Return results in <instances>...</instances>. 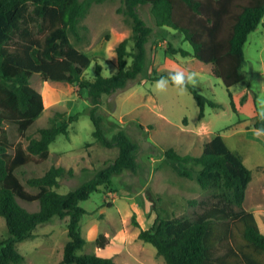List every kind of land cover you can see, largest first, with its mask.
Returning a JSON list of instances; mask_svg holds the SVG:
<instances>
[{"label": "trees", "instance_id": "trees-1", "mask_svg": "<svg viewBox=\"0 0 264 264\" xmlns=\"http://www.w3.org/2000/svg\"><path fill=\"white\" fill-rule=\"evenodd\" d=\"M103 1L0 0V216L5 219L8 234L0 239V264H21L24 257L16 244L33 238L37 226L53 217L66 221L68 241L63 246L62 264H119L96 253H80L86 244L80 222L87 213L80 203L102 185H111L113 174L123 170L135 173L138 168L137 145L121 127L108 138L99 112L103 95L123 89L143 69L151 28L139 17L137 6L149 4L155 25L180 33L191 45L192 55L211 65L212 74L227 89L244 80L243 45L264 16V0H123L122 13L131 34L115 47L117 71L105 77L96 64L93 79H87L83 72L94 58L74 42L81 41L80 33L85 29L81 22L91 6ZM169 50L183 57L190 55L183 49ZM33 73L44 81L86 89L93 138L101 147L118 151L112 164L63 194L55 188L71 170L51 166L42 176L29 178L27 184L38 190L35 194L27 192L15 174L30 155L46 160L49 145L58 135H67V125L74 119L71 116L61 121L62 115L56 114L49 126L38 131V137L28 139L25 147L22 142L9 141L5 123L16 126L24 136L43 112L42 95L30 84ZM168 75L159 74L154 80ZM189 91L199 107V119L204 117L206 106H219L193 88ZM231 105L233 108L232 101ZM254 127H264V120L259 118ZM164 155L180 176L195 179L201 189L210 191L211 201L191 217L156 213L147 229L132 216L131 224L139 230L137 238L154 246L165 264H264V233L254 214L242 208L251 171L222 136L214 133L203 143L199 155H180L173 148L165 150ZM17 198L38 202L39 209L28 211ZM106 243L107 237L99 234L96 247L103 249Z\"/></svg>", "mask_w": 264, "mask_h": 264}, {"label": "rangeland", "instance_id": "rangeland-1", "mask_svg": "<svg viewBox=\"0 0 264 264\" xmlns=\"http://www.w3.org/2000/svg\"><path fill=\"white\" fill-rule=\"evenodd\" d=\"M122 10L123 0H104L93 4L81 22L85 27L80 33L81 41L71 39L78 49L94 58L83 72L87 79H93L96 64L101 66V74L105 77L117 71L115 47L131 34L130 24L125 21ZM136 11L151 28L145 44L143 69L123 89L103 95L99 112L103 116L108 138L121 127L137 145L138 168L135 173L123 170L113 174L110 177L111 185H102L98 192L80 203L87 212L80 222L83 231L86 224L92 221L99 228L93 231L91 228V234L111 238L114 244L102 252L104 257L112 259L113 251L122 250L124 246L117 240L125 238L126 247L138 251L133 255L135 261L139 259L144 261L143 264H165L162 257H156L154 246L137 238L139 230L131 224V217L134 216L139 223L149 214L178 218L191 217L202 211L204 204L211 201L210 191L201 189L195 179L180 176L164 153L173 148L180 155H199L203 143L218 133L251 171L242 208L257 211L254 216L264 232V136L254 135V130L258 129L254 123L264 112V16L243 45L244 80L227 89L221 79L212 74L211 65L202 63L192 55L191 45L180 33L155 25L149 4L137 6ZM131 46L130 41L129 50ZM169 49H183L190 55L183 57ZM127 63H130V58ZM181 69L186 73H196L195 87L189 85L183 95L171 85L165 92L155 90V76ZM30 84L42 95L44 109L24 136H20L16 126L4 124L12 144L22 142L25 147L28 139L38 137V131L49 126L56 114L62 115L61 121L71 116L74 119L67 125V135H58L49 145L46 160L41 161L37 156L30 155L29 161L19 167L15 174L25 190L35 194L38 190L27 184L29 178L42 176L51 166L71 170V174L59 179V185L55 188V191L63 194L112 164L118 151L116 148L101 147L93 138L86 89L66 82L44 81L36 73L32 74ZM189 87L219 106H206L204 117L199 119V107ZM17 201L28 211L39 209L36 201L25 202L19 198ZM115 224L121 230L116 236ZM34 233L31 240L16 244L24 257L21 264H62V247L68 241L66 221L53 217L38 225ZM7 236L5 219L0 216V239ZM94 245L95 242H88L80 253H91ZM135 261L131 264L142 263Z\"/></svg>", "mask_w": 264, "mask_h": 264}, {"label": "crops", "instance_id": "crops-1", "mask_svg": "<svg viewBox=\"0 0 264 264\" xmlns=\"http://www.w3.org/2000/svg\"><path fill=\"white\" fill-rule=\"evenodd\" d=\"M251 212L253 214H256L257 211L252 210ZM155 217H156V215L152 216L151 214H149L147 219L143 217V220L142 221L139 220V224H140L141 228H143V229L149 228L152 225ZM255 219H256V222H257V225H258L260 231L262 233H264L261 230L260 223L258 222V219H257L256 216H255ZM116 223H119V220H116ZM114 226H116L115 228L117 230V232L114 234V236H116V234L118 235V232H121V230H120L119 225H116L115 224ZM91 228H92V231H93L95 228L98 229L99 226L97 224H93L92 221L91 222H88L86 224V226L84 228V231H83L82 226H81L82 236H84V238L86 240V244L88 242H90V243L95 242L97 236L99 235V234L98 235H96V234L93 235L94 233L91 234L89 232V231H91ZM106 237H107V243H106L105 247L103 249H100V248L96 247V245H94V249L91 251V253H96V254L102 256V252L105 251L107 248H110L114 244V242H112V240H111L110 237H108V236H106ZM31 239L32 238L27 239V241L28 240H31ZM125 240H126L125 238L118 239L117 241H119V244L123 245L124 247L122 248V250H118V251L115 250L112 253V259L114 261H116L117 263H119V264H131V263H134V261H135V258L134 257L135 256H133V255L136 252H138L136 249H135V251H136L135 252V251H133L134 250L133 248H127L126 247V244H125ZM86 244H85V246H86ZM62 251H63V247H62ZM130 254H132V255H130ZM156 257H157V255H156ZM61 258H62V255H61ZM117 258H120L122 261H119ZM137 261L142 262V263H138ZM135 262H137L138 264H143L144 261H140L139 259H137Z\"/></svg>", "mask_w": 264, "mask_h": 264}, {"label": "clouds", "instance_id": "clouds-1", "mask_svg": "<svg viewBox=\"0 0 264 264\" xmlns=\"http://www.w3.org/2000/svg\"><path fill=\"white\" fill-rule=\"evenodd\" d=\"M196 84V73H186L181 69L171 71L167 77H161L159 80L155 81L154 88L157 92H165L171 85L179 94L183 95L187 92L189 85L195 87ZM260 119L264 120V112L261 113ZM254 135L257 137L264 136V127L255 129Z\"/></svg>", "mask_w": 264, "mask_h": 264}]
</instances>
